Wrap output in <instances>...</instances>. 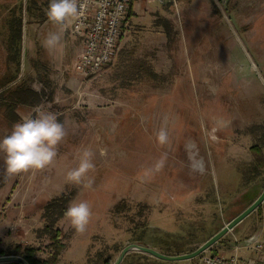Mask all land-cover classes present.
I'll return each mask as SVG.
<instances>
[{"label": "rangeland", "instance_id": "374dc122", "mask_svg": "<svg viewBox=\"0 0 264 264\" xmlns=\"http://www.w3.org/2000/svg\"><path fill=\"white\" fill-rule=\"evenodd\" d=\"M169 3L170 30L162 20L165 33L155 42L143 40L127 59L117 56L82 79L71 69L79 41L70 44L66 31L62 47L42 44L57 30L46 16L49 0H0V91L24 84L43 95L35 107H18V121L0 105V140L36 109L55 112L67 132L43 170L8 176L0 152V250L22 256L16 246H34L47 259L54 252L49 235L56 230L65 243L57 264H102L129 243L176 250L234 218L249 187L262 193L264 168L256 176L251 147L264 152V0ZM12 9L26 27L20 64L10 39L19 29L11 26ZM161 127L170 136L164 146L156 142ZM85 148L94 154L95 170L81 184H70L66 173L78 166ZM162 153L164 168L144 176ZM64 195L67 207L73 201L91 204L84 233L64 215L47 213ZM261 205L222 239L264 238ZM134 252L120 264H144Z\"/></svg>", "mask_w": 264, "mask_h": 264}, {"label": "clouds", "instance_id": "9594fccd", "mask_svg": "<svg viewBox=\"0 0 264 264\" xmlns=\"http://www.w3.org/2000/svg\"><path fill=\"white\" fill-rule=\"evenodd\" d=\"M85 4L81 0H49L46 10L48 21L57 29L49 32L43 40V46L54 49L61 46L64 33L80 20ZM67 132L55 112L36 109L33 115L25 116L12 126L9 135L0 140V152L5 154L4 164L8 176L43 170L50 166L58 154V146L65 139ZM156 142L164 146L170 142L169 132L161 127L156 133ZM93 152L83 149L79 164L66 173V181L79 185L90 171L95 170ZM167 153L154 160L143 169L144 176H152L161 171L166 163ZM89 180L85 187H90ZM70 225L78 233H84L92 216V206L86 200L73 201L64 212Z\"/></svg>", "mask_w": 264, "mask_h": 264}, {"label": "built area", "instance_id": "2783aa9c", "mask_svg": "<svg viewBox=\"0 0 264 264\" xmlns=\"http://www.w3.org/2000/svg\"><path fill=\"white\" fill-rule=\"evenodd\" d=\"M85 4L82 17L69 32L82 39V47L73 63L72 72L79 78L92 77L113 62L119 53V41L127 20L132 0H81ZM231 255L205 252L201 264H264V238L251 234L242 242L235 240ZM245 249L262 256V260L244 257L239 251Z\"/></svg>", "mask_w": 264, "mask_h": 264}, {"label": "crops", "instance_id": "0c3cea01", "mask_svg": "<svg viewBox=\"0 0 264 264\" xmlns=\"http://www.w3.org/2000/svg\"><path fill=\"white\" fill-rule=\"evenodd\" d=\"M169 4V0H132L131 8L127 20L124 23L122 35L119 41V61L127 59V53L130 49H133V51L138 48L140 49L138 45L143 42V40L155 42L156 37L159 38L164 35L165 31L164 27L162 26V20H169L170 23L174 21L173 17L170 14V11L168 10L171 9V5ZM21 15L22 14L20 13V16L18 17L19 19L21 18ZM11 17V26H18L19 19L16 20V14L14 13V9H12ZM14 19L17 21L16 23H14ZM9 25L10 22L8 21L7 27ZM24 29H26V27L23 28L22 32H24ZM8 31L11 33L10 30ZM67 32L69 37L68 41L70 42V44H73L75 41L80 42V45L78 47L79 52L82 47V39L77 36L71 35L69 30H67ZM218 231L219 228L216 227L204 238H194L190 241L184 242L183 244H181L179 249L176 250H163L159 246L154 245L152 243H148L147 245L166 255L186 254L199 247L202 243H204ZM222 238L205 252L223 253L226 255H231L235 251V246L237 245L235 240L231 237H229L228 239ZM241 251V255H243L244 257H253L262 260V256L256 253L254 254L252 252L246 254L245 249H242ZM132 255H135L136 259L138 258L140 259V261L142 260L144 264H201L200 259L194 260V258L184 260H169L158 258L149 253L140 251H135Z\"/></svg>", "mask_w": 264, "mask_h": 264}, {"label": "trees", "instance_id": "16d2710c", "mask_svg": "<svg viewBox=\"0 0 264 264\" xmlns=\"http://www.w3.org/2000/svg\"><path fill=\"white\" fill-rule=\"evenodd\" d=\"M17 21L14 20V23ZM167 22V24H166ZM166 26L170 24L169 20H165ZM22 24L20 20H18V30H16L13 35V38H10L11 41H14L17 43V52H16V58L18 59V64H20V57H21V46H22ZM167 26V31L170 30V26ZM18 35V36H16ZM17 88L15 89H4L0 91V105L2 104L7 108V114H9L10 118L12 121H18L20 119V115L18 114V107L19 106H30V107H35L37 106L43 95L36 91L33 88H30L27 85L20 84L16 86ZM251 152L255 158V163H254V172H256V176L259 175L260 170L264 168V152L262 148L259 145H254L251 147ZM259 189L257 188L256 185L249 187L241 197V201H243L244 207L242 210H240L238 213L235 215L237 216L240 212H242L246 207H248L259 195ZM69 197H64L60 198V200L56 201L55 204L52 207H47V213H54L57 214V216H63L65 210L67 209V203L69 202ZM262 208V205H260L256 210H260ZM255 210V211H256ZM254 211V212H255ZM253 213V212H252ZM251 213V214H252ZM250 214V215H251ZM51 216V220H55V216ZM234 215V217H235ZM249 215V216H250ZM233 216L228 217V219H232ZM229 220V221H230ZM222 227H219V230ZM236 228V227H235ZM234 228V229H235ZM62 236L63 232L61 230H56L54 233H50L49 238L51 242V246L54 247V252L48 257L47 259H41L40 257L37 256L38 249L34 246H27V247H22V246H16V252L17 254H21L29 264H57L59 261V255L61 251L65 247V243L62 241ZM120 249H118V252ZM1 254H6L4 250H0V255ZM203 254V253H202ZM201 255V254H200ZM115 259V256H108L106 259L103 260L102 264H112ZM0 264H23L21 262H5V263H0Z\"/></svg>", "mask_w": 264, "mask_h": 264}, {"label": "water", "instance_id": "95a60500", "mask_svg": "<svg viewBox=\"0 0 264 264\" xmlns=\"http://www.w3.org/2000/svg\"><path fill=\"white\" fill-rule=\"evenodd\" d=\"M263 202H264V190L248 207H246L242 212H240L237 216H235L228 223H226L218 232L212 235L208 240H206L199 247H197L195 250L189 253L180 254V255H166L148 245L129 243L120 250V252L118 253L117 257L115 258L112 264H120L124 256L130 251L145 252L155 257L162 259H169V260H184V259L195 258L200 254H202L203 252H205L206 250H208L215 243H217L227 232L233 230L247 216H249L252 212H254ZM5 262H21L23 264H29L28 261L20 255L1 254L0 263H5Z\"/></svg>", "mask_w": 264, "mask_h": 264}, {"label": "flooded vegetation", "instance_id": "af4514ba", "mask_svg": "<svg viewBox=\"0 0 264 264\" xmlns=\"http://www.w3.org/2000/svg\"><path fill=\"white\" fill-rule=\"evenodd\" d=\"M193 156H195V155L193 154ZM195 158H196V162H195L194 164H195L199 169H202V168H203V163H202V161L198 160L196 156H195Z\"/></svg>", "mask_w": 264, "mask_h": 264}]
</instances>
